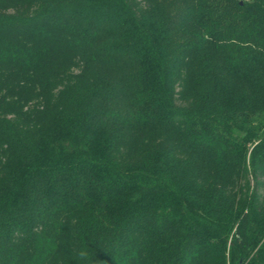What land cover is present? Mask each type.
Wrapping results in <instances>:
<instances>
[{"label": "trees", "instance_id": "1", "mask_svg": "<svg viewBox=\"0 0 264 264\" xmlns=\"http://www.w3.org/2000/svg\"><path fill=\"white\" fill-rule=\"evenodd\" d=\"M0 264H264V0H0Z\"/></svg>", "mask_w": 264, "mask_h": 264}]
</instances>
